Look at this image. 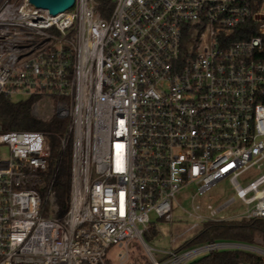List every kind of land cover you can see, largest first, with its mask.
Listing matches in <instances>:
<instances>
[{
  "label": "built area",
  "instance_id": "obj_1",
  "mask_svg": "<svg viewBox=\"0 0 264 264\" xmlns=\"http://www.w3.org/2000/svg\"><path fill=\"white\" fill-rule=\"evenodd\" d=\"M75 0L52 16L0 0V96H48L68 117V211L54 204L50 144L40 130L0 124V264H110L108 250L141 238L147 264H190L214 241L159 250L151 213L174 220L189 191L192 231L208 221L264 218V0ZM259 166V165H258ZM228 179L234 197L200 198ZM245 209L227 217L233 201ZM47 204V205H46ZM139 224L144 228H139ZM128 252L118 255L123 264Z\"/></svg>",
  "mask_w": 264,
  "mask_h": 264
},
{
  "label": "trees",
  "instance_id": "obj_2",
  "mask_svg": "<svg viewBox=\"0 0 264 264\" xmlns=\"http://www.w3.org/2000/svg\"><path fill=\"white\" fill-rule=\"evenodd\" d=\"M98 10L104 17H109L113 11V0H96ZM38 96L26 99H10L0 96V124L4 131L10 130H40L44 131L49 140L51 165L55 171L53 189L54 204L59 207V215L63 216L69 207V192L71 181V148H62L61 139L65 136L69 124L68 117L54 114L49 120H42L33 114V106ZM47 205V204H46ZM260 237L264 245V218L229 219L205 222L200 231L186 243L193 244L232 241L253 244ZM185 247V246H184ZM254 253L241 249H224L212 251L194 260L190 264H242L256 260Z\"/></svg>",
  "mask_w": 264,
  "mask_h": 264
},
{
  "label": "rangeland",
  "instance_id": "obj_3",
  "mask_svg": "<svg viewBox=\"0 0 264 264\" xmlns=\"http://www.w3.org/2000/svg\"><path fill=\"white\" fill-rule=\"evenodd\" d=\"M16 5H20L24 0H11ZM27 96L17 95L16 100L26 99ZM58 111V100L48 96H39L33 106V114L42 120H49ZM2 156L6 157L8 150L6 147L1 149ZM259 165V166H258ZM258 165L253 166L247 170L240 178L242 184L248 183L254 179L264 170V158L258 162ZM236 193L233 184L228 180L220 181L212 190L203 195L200 201L203 203L211 202L215 206H220L230 201ZM189 191L184 190L178 196L180 205H176L174 210V220L167 221L158 218L155 213H151L153 225L148 227L143 234V239L159 250H175L180 247H186L193 236H195L201 227L188 231V228L194 223V220L188 216L187 212L192 211V203L188 196ZM245 209L241 201L235 200L229 206L222 210V214L227 217L236 216L238 213ZM139 228L143 229L144 226L139 224ZM242 243V242H241ZM250 244V243H249ZM262 244L260 237H256L252 245ZM143 242L141 238H136L124 245H113L107 252V260L110 264H121L118 258L119 253L128 252L129 256L123 264H147V260L143 253ZM209 254V253H208ZM207 255V254H206ZM198 256L197 258H201Z\"/></svg>",
  "mask_w": 264,
  "mask_h": 264
},
{
  "label": "water",
  "instance_id": "obj_4",
  "mask_svg": "<svg viewBox=\"0 0 264 264\" xmlns=\"http://www.w3.org/2000/svg\"><path fill=\"white\" fill-rule=\"evenodd\" d=\"M37 8L47 10L50 15L57 16L72 8L75 0H29Z\"/></svg>",
  "mask_w": 264,
  "mask_h": 264
}]
</instances>
